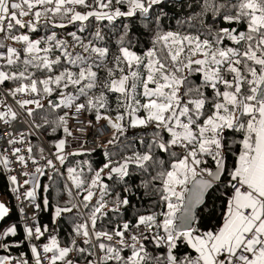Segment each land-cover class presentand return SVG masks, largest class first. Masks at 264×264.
Listing matches in <instances>:
<instances>
[{
  "label": "snow or ice",
  "instance_id": "6c2138e0",
  "mask_svg": "<svg viewBox=\"0 0 264 264\" xmlns=\"http://www.w3.org/2000/svg\"><path fill=\"white\" fill-rule=\"evenodd\" d=\"M0 180V264H264V0H0Z\"/></svg>",
  "mask_w": 264,
  "mask_h": 264
},
{
  "label": "trees",
  "instance_id": "16d2710c",
  "mask_svg": "<svg viewBox=\"0 0 264 264\" xmlns=\"http://www.w3.org/2000/svg\"><path fill=\"white\" fill-rule=\"evenodd\" d=\"M90 118V117H89ZM88 157H85V159H87ZM91 159L93 161H100L102 159V156L99 155V149L98 152L96 154H93ZM45 183H47V181H45ZM0 195L3 196L6 199V202H9L12 206V213L10 215V217L6 218V220L3 222L4 226L8 223H14L18 220V211H17V205L16 202L14 200V196L11 194L10 190L7 187L6 181L5 180H0ZM53 198L56 196V192L52 193ZM47 213L43 214V222L47 223ZM15 254V252H14Z\"/></svg>",
  "mask_w": 264,
  "mask_h": 264
},
{
  "label": "built area",
  "instance_id": "2783aa9c",
  "mask_svg": "<svg viewBox=\"0 0 264 264\" xmlns=\"http://www.w3.org/2000/svg\"><path fill=\"white\" fill-rule=\"evenodd\" d=\"M73 123H75V122H73ZM74 131L77 132V133H79V132L81 131V129H79V128H75ZM86 146H87L88 148L96 147L95 136H94V135L89 136V138H88V143L86 144ZM14 200H15V202H16L17 209H18L19 207L22 206V205L18 204V202L16 201L15 197H14ZM18 219H19V213H18ZM10 224H12V223H8V224H6L5 227H7V226L10 225Z\"/></svg>",
  "mask_w": 264,
  "mask_h": 264
},
{
  "label": "rangeland",
  "instance_id": "374dc122",
  "mask_svg": "<svg viewBox=\"0 0 264 264\" xmlns=\"http://www.w3.org/2000/svg\"><path fill=\"white\" fill-rule=\"evenodd\" d=\"M0 200L6 201V199L3 196H1V195H0Z\"/></svg>",
  "mask_w": 264,
  "mask_h": 264
}]
</instances>
